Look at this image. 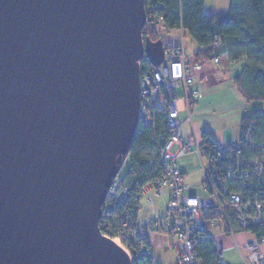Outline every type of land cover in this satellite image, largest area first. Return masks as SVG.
Listing matches in <instances>:
<instances>
[{"label":"water","instance_id":"95a60500","mask_svg":"<svg viewBox=\"0 0 264 264\" xmlns=\"http://www.w3.org/2000/svg\"><path fill=\"white\" fill-rule=\"evenodd\" d=\"M146 0H0V264H131L102 233L138 128Z\"/></svg>","mask_w":264,"mask_h":264},{"label":"built area","instance_id":"2783aa9c","mask_svg":"<svg viewBox=\"0 0 264 264\" xmlns=\"http://www.w3.org/2000/svg\"><path fill=\"white\" fill-rule=\"evenodd\" d=\"M145 7L147 19L149 13L154 25H163V18L154 13L148 0ZM166 29L170 34L173 31ZM180 30L181 43L169 34L162 38L166 53L160 65L148 66L147 57L139 60L140 121L152 128L160 171L135 187L134 195L124 177L113 179L101 206L102 233L123 247L131 264H160L151 253L153 235L172 238L177 252L173 264H205L197 248L214 239L212 229L221 228L232 237L249 231L253 238L243 244L242 260L244 264H264V236L257 237L251 230L264 224V144L254 136L256 121L246 123L241 137L233 142L217 143L206 137L200 143L194 134L182 139L180 130L191 120L193 100L200 90L189 66L191 56L183 46L184 29ZM214 60L219 64L222 58ZM198 66L197 61L194 67ZM255 150L261 154L249 156ZM191 151L201 156L203 193L186 192L183 171L177 165ZM156 198L163 200L161 208Z\"/></svg>","mask_w":264,"mask_h":264},{"label":"trees","instance_id":"16d2710c","mask_svg":"<svg viewBox=\"0 0 264 264\" xmlns=\"http://www.w3.org/2000/svg\"><path fill=\"white\" fill-rule=\"evenodd\" d=\"M148 3L153 6L154 13L163 18L164 27L190 32L201 47L194 56L196 59H214L220 55H227L231 60L244 58V68L235 76V81L248 99L264 101V0H230L227 12H208L206 0H148ZM143 34L152 40L162 39L149 24ZM146 60L150 66L151 60ZM252 120L256 121L254 136L264 144V113L254 109L243 116L242 130ZM138 125L128 153L131 166L124 176L133 195L135 187L153 179L161 168L152 128L140 120ZM160 125L164 126L161 121ZM160 131L163 134L162 127ZM258 153L261 154L255 150L249 156ZM108 220L111 222L112 219ZM251 230L257 237L264 236V224ZM197 249L205 264H223L213 238L199 243Z\"/></svg>","mask_w":264,"mask_h":264},{"label":"crops","instance_id":"0c3cea01","mask_svg":"<svg viewBox=\"0 0 264 264\" xmlns=\"http://www.w3.org/2000/svg\"><path fill=\"white\" fill-rule=\"evenodd\" d=\"M180 34L181 30L175 28L172 31L171 37L177 43H181L182 38ZM183 37V46L185 48V30ZM200 48L198 44L197 48L189 54L186 52L185 48V52L191 56L189 59V66L193 69L195 80H197L196 87L200 90V93L193 100L192 118L181 128L180 134L184 140L194 134L200 143L203 142L206 137H208L210 141L217 143L233 142L238 140L242 135L243 116L250 114L254 109H259L264 113V101H252L248 99L235 81V76L239 75L244 68V58L231 60L227 55H220L222 61L219 62V64L216 63L214 59L209 58L198 60L194 56ZM202 50H205L204 47H202ZM197 61L199 66L196 68L194 65ZM182 115L185 118L187 113L183 112ZM174 148L176 149L177 146ZM177 165L183 171V183L187 173L197 170L201 172L200 175L202 178L200 181L192 184H184L187 188L186 192L190 194L203 193V167L201 165V156L198 152L191 151L185 156L180 157L177 161ZM168 191L169 189H167V192ZM157 203V207L161 208L163 201L161 203V201L157 199ZM212 233L217 247L219 251H221V256H223L225 251L235 250L234 248H236L239 250L240 257L242 258V252H245L243 244L253 238V234L249 231H239L235 237H232L228 233L226 234L221 228L213 229ZM153 237L152 244L156 243L158 246L163 247L164 236L159 237L153 235ZM238 242L240 246H237ZM261 249L264 251V243L261 244ZM175 258L176 256H174V259ZM220 261L226 264L221 258ZM173 262L170 264H173ZM228 264H236V262Z\"/></svg>","mask_w":264,"mask_h":264},{"label":"rangeland","instance_id":"374dc122","mask_svg":"<svg viewBox=\"0 0 264 264\" xmlns=\"http://www.w3.org/2000/svg\"><path fill=\"white\" fill-rule=\"evenodd\" d=\"M209 3H211L212 7H209ZM206 10L208 12H217L218 11H222V12H227V9L230 6V0H206ZM149 24L150 27L154 28L155 31L157 33H159L162 38H164V36L166 35H171L166 27H164L162 24H153V20L151 19V17H149V13H148V19L147 22L145 24V26ZM144 26V28H145ZM180 37L182 38V35L180 34ZM185 48H186V52L189 54L191 52H193V50L195 48H197L198 42H196L195 38L192 37V35L190 34L189 31L185 30ZM211 64V61H210ZM175 150V148H174ZM131 158L130 155L127 154L126 160L124 161V163L121 166V170L120 172L117 174L119 176H126L130 166H131ZM200 171H192L191 173H187L186 178L184 180V183L186 184H192L195 182H198L201 180L202 176L200 175ZM117 177V176H116ZM115 177V178H116ZM151 194H153L151 192ZM157 199H159L162 203V199L160 198H156V204L157 203ZM142 203L143 205L146 204V200H144V198L142 199ZM213 230V229H212ZM213 234V233H212ZM172 238L170 237H164L163 238V242L164 245L162 246H158V244L153 243L152 244V253H154L156 259L161 263V264H170L173 262L174 260V256L177 255V252L175 251V248L172 246ZM235 250H227L224 252L223 256H221V259H223L225 261L226 264L228 263H234L236 262V264H243V260L240 257V253L239 250H237L236 248H234Z\"/></svg>","mask_w":264,"mask_h":264},{"label":"snow or ice","instance_id":"6c2138e0","mask_svg":"<svg viewBox=\"0 0 264 264\" xmlns=\"http://www.w3.org/2000/svg\"><path fill=\"white\" fill-rule=\"evenodd\" d=\"M209 7H212V5H211V3H209V5H208ZM193 203H194V201H193Z\"/></svg>","mask_w":264,"mask_h":264}]
</instances>
